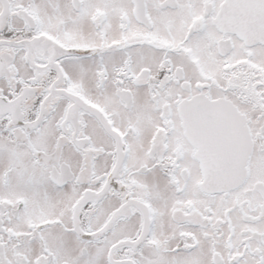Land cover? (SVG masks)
<instances>
[{
  "label": "snow or ice",
  "instance_id": "1",
  "mask_svg": "<svg viewBox=\"0 0 264 264\" xmlns=\"http://www.w3.org/2000/svg\"><path fill=\"white\" fill-rule=\"evenodd\" d=\"M0 264H264V0H0Z\"/></svg>",
  "mask_w": 264,
  "mask_h": 264
}]
</instances>
